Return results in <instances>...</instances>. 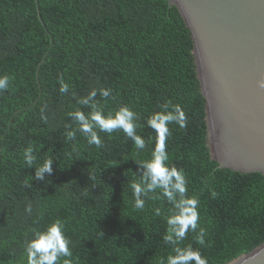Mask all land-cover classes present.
Returning <instances> with one entry per match:
<instances>
[{
    "label": "trees",
    "instance_id": "obj_1",
    "mask_svg": "<svg viewBox=\"0 0 264 264\" xmlns=\"http://www.w3.org/2000/svg\"><path fill=\"white\" fill-rule=\"evenodd\" d=\"M0 75L10 78L0 91V264H27V241L55 220L64 223L72 251L58 264L166 258L171 246L163 242V217L171 205L146 198L136 209L131 190L138 163L157 142L145 121L166 101L187 117L183 128L169 124L165 146L169 163L185 173L188 194L199 200L206 233L205 246L191 231L181 246L199 249L208 264H228L264 244V177L216 169L192 38L167 1L0 0ZM93 89L105 114L120 106L137 114L145 149L119 130L99 133L101 148L88 144L70 114L89 113L78 101ZM101 89L111 90L106 100ZM73 130L75 139L68 140ZM29 146L38 162H54L43 182L33 178L36 165L25 163Z\"/></svg>",
    "mask_w": 264,
    "mask_h": 264
},
{
    "label": "water",
    "instance_id": "obj_2",
    "mask_svg": "<svg viewBox=\"0 0 264 264\" xmlns=\"http://www.w3.org/2000/svg\"><path fill=\"white\" fill-rule=\"evenodd\" d=\"M165 1L192 38L216 169L264 177V0ZM228 264H264V244Z\"/></svg>",
    "mask_w": 264,
    "mask_h": 264
},
{
    "label": "clouds",
    "instance_id": "obj_3",
    "mask_svg": "<svg viewBox=\"0 0 264 264\" xmlns=\"http://www.w3.org/2000/svg\"><path fill=\"white\" fill-rule=\"evenodd\" d=\"M10 78L0 75V91L8 89ZM260 88H264V80L258 82ZM60 93L66 94L69 85L60 81ZM99 94L106 100L111 95L110 89H101ZM97 90L93 89L86 97L79 99L78 103L88 106V114L81 110L72 112L71 118L78 125V130L83 134L89 145L97 148L103 147V141L99 133L111 135L119 130L130 138L137 149L146 148V141L137 134L139 127L138 116L128 106H120L114 112L104 113L103 107L95 100ZM160 111L152 113L145 121L146 126L152 129L157 136V142L152 149L149 159L139 162L137 165L138 180L131 183L134 198V207L142 210L146 198L164 199L170 205L168 214L164 216L166 231L163 236L165 245L171 246V252L159 261V264H208L207 258L203 257L200 250L193 248L191 244L181 246L189 231L196 233V241L205 246V230L199 226V200L194 195L188 194L187 179L182 169L169 163V155L166 151L165 142L170 135L169 124L175 123L183 128L187 124V117L179 104L166 101L160 105ZM44 117L42 116V119ZM76 130L68 131V140L75 139ZM34 149L29 146L24 153L25 163L29 168L36 165L34 179L43 182L52 173L53 160L46 158L42 163L37 161L33 154ZM157 190H159L157 192ZM157 193L154 197L149 194ZM215 196V193H212ZM26 212L31 213L29 204ZM156 215H161L159 209ZM70 240L64 234V223L55 220L43 231L37 230L33 238L26 243L27 264H58L63 258L72 256L69 247ZM63 264H72L71 259H64Z\"/></svg>",
    "mask_w": 264,
    "mask_h": 264
}]
</instances>
